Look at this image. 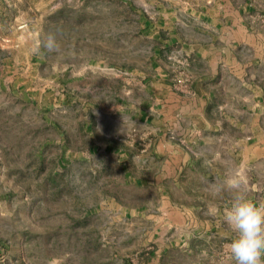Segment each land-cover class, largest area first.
<instances>
[{
    "label": "rangeland",
    "instance_id": "1",
    "mask_svg": "<svg viewBox=\"0 0 264 264\" xmlns=\"http://www.w3.org/2000/svg\"><path fill=\"white\" fill-rule=\"evenodd\" d=\"M183 1L0 0V264H232L224 182L239 173L264 201V152L236 105L207 106L223 137L168 131L193 166L161 181L153 152L154 54L173 65L142 20ZM50 31L60 47L37 52Z\"/></svg>",
    "mask_w": 264,
    "mask_h": 264
},
{
    "label": "crops",
    "instance_id": "2",
    "mask_svg": "<svg viewBox=\"0 0 264 264\" xmlns=\"http://www.w3.org/2000/svg\"><path fill=\"white\" fill-rule=\"evenodd\" d=\"M142 25L156 42L170 48L166 58L173 65L161 59L160 49L154 54L159 75L154 78L159 85L155 104L161 106L152 116L158 122L153 152L162 166L161 181L168 174L163 169L176 172L194 163L167 138L168 131L188 138L224 136L228 118L224 111L212 118L209 105H236L232 114L237 124L256 138L254 149L264 152V0H184L164 5ZM167 73L175 75L177 84L172 86ZM131 119L143 122L145 116L136 113ZM111 142L112 152L126 151L119 136L112 135ZM220 173L225 174L223 169Z\"/></svg>",
    "mask_w": 264,
    "mask_h": 264
},
{
    "label": "clouds",
    "instance_id": "3",
    "mask_svg": "<svg viewBox=\"0 0 264 264\" xmlns=\"http://www.w3.org/2000/svg\"><path fill=\"white\" fill-rule=\"evenodd\" d=\"M58 37L57 31L43 34L36 51L41 47L49 52L58 49ZM246 185V179L239 173L224 182L231 194V204L224 209L223 219L235 234L226 247L232 264H264V201L251 200Z\"/></svg>",
    "mask_w": 264,
    "mask_h": 264
}]
</instances>
